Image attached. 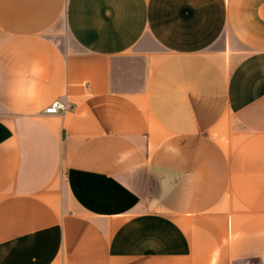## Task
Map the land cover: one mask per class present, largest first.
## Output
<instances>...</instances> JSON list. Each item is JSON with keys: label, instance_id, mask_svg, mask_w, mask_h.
I'll use <instances>...</instances> for the list:
<instances>
[{"label": "crops", "instance_id": "1", "mask_svg": "<svg viewBox=\"0 0 264 264\" xmlns=\"http://www.w3.org/2000/svg\"><path fill=\"white\" fill-rule=\"evenodd\" d=\"M0 264H264V0H0Z\"/></svg>", "mask_w": 264, "mask_h": 264}, {"label": "clouds", "instance_id": "2", "mask_svg": "<svg viewBox=\"0 0 264 264\" xmlns=\"http://www.w3.org/2000/svg\"><path fill=\"white\" fill-rule=\"evenodd\" d=\"M42 72V67L34 62L29 69L27 78H22L21 81H14L11 89V95L14 98H22L25 101H31L37 94V79Z\"/></svg>", "mask_w": 264, "mask_h": 264}, {"label": "built area", "instance_id": "3", "mask_svg": "<svg viewBox=\"0 0 264 264\" xmlns=\"http://www.w3.org/2000/svg\"><path fill=\"white\" fill-rule=\"evenodd\" d=\"M67 107L63 102L54 101L49 106L45 108V112L47 113H60L62 111H66Z\"/></svg>", "mask_w": 264, "mask_h": 264}]
</instances>
